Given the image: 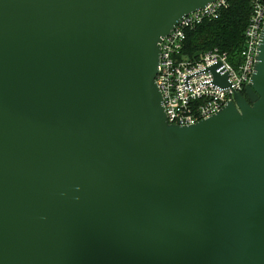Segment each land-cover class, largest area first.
Returning <instances> with one entry per match:
<instances>
[{
  "label": "water",
  "instance_id": "water-1",
  "mask_svg": "<svg viewBox=\"0 0 264 264\" xmlns=\"http://www.w3.org/2000/svg\"><path fill=\"white\" fill-rule=\"evenodd\" d=\"M210 1L0 0V264H264V16L213 113L168 123L154 80Z\"/></svg>",
  "mask_w": 264,
  "mask_h": 264
},
{
  "label": "built area",
  "instance_id": "built-area-1",
  "mask_svg": "<svg viewBox=\"0 0 264 264\" xmlns=\"http://www.w3.org/2000/svg\"><path fill=\"white\" fill-rule=\"evenodd\" d=\"M231 0H212L205 6L182 15L158 42L159 54L155 83L160 91L168 123L189 124L216 111L234 91H242L251 71L264 16V0H248V16L242 30V42L235 56L217 47L192 56L182 51L186 29L204 19L218 17ZM219 61L227 71L229 85L212 83V74L203 68Z\"/></svg>",
  "mask_w": 264,
  "mask_h": 264
},
{
  "label": "trees",
  "instance_id": "trees-1",
  "mask_svg": "<svg viewBox=\"0 0 264 264\" xmlns=\"http://www.w3.org/2000/svg\"><path fill=\"white\" fill-rule=\"evenodd\" d=\"M248 0H231L218 17L204 19L186 29L182 51L189 56L217 47L235 56L242 42V30L248 16Z\"/></svg>",
  "mask_w": 264,
  "mask_h": 264
}]
</instances>
